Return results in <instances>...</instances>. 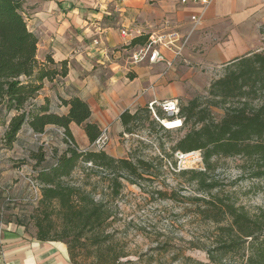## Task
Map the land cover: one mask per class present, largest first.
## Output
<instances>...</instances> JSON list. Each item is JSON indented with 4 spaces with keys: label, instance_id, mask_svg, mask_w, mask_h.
<instances>
[{
    "label": "trees",
    "instance_id": "trees-1",
    "mask_svg": "<svg viewBox=\"0 0 264 264\" xmlns=\"http://www.w3.org/2000/svg\"><path fill=\"white\" fill-rule=\"evenodd\" d=\"M25 5V0H0V141L2 149L11 150L21 143L24 131H31L36 141L29 151L26 148L31 163L25 176L28 196L7 197L3 207L22 206L27 228L35 229L37 240L65 244L73 264H79L84 251L88 252L90 264H140V260L122 262L127 256L117 250L112 235L106 232L110 209L72 183L71 178L81 164H88L91 170L107 175L114 195L118 196L122 180L137 185L152 182L155 172L151 171L161 172L162 160H119L90 148L102 131L91 121L86 102L75 96L61 98V106L69 108L63 115L52 111L48 98L39 99L46 83L67 77L69 66L67 61L55 62L49 55L39 59V40L28 28ZM150 37L141 34L128 47L145 45ZM134 78L129 74V79ZM213 108L224 111L221 120H215ZM180 114L186 132L172 152L200 151L203 158L200 170L181 171L183 176H190L188 183L195 184L203 193L216 189L217 182L210 174L219 157L240 158L242 176L264 180V51L227 63L223 75L210 84L206 96L180 106ZM150 118L149 110L143 108L134 114L125 111L120 120L125 132L132 133ZM73 123L82 128L89 141L85 150L75 142L70 130ZM49 127L59 133L52 132L57 140L47 144L40 139ZM158 194L164 196L166 192ZM197 201L201 203L197 213L218 229L214 245L206 250L208 264H264L263 208L250 213L230 198L219 196Z\"/></svg>",
    "mask_w": 264,
    "mask_h": 264
},
{
    "label": "crops",
    "instance_id": "crops-1",
    "mask_svg": "<svg viewBox=\"0 0 264 264\" xmlns=\"http://www.w3.org/2000/svg\"><path fill=\"white\" fill-rule=\"evenodd\" d=\"M26 1L27 24L39 40L38 54L69 66L67 77L46 83L39 99L48 98L52 111L66 115L69 108L59 100L79 97L90 107L91 121L101 131L108 129L111 142L125 134L120 120L125 111L134 114L154 100H178L179 84L207 82L216 68L264 51V0H214L205 7L193 0ZM123 29L131 32L129 38L122 37ZM141 34H177L188 42L178 57L162 48L174 64L167 72L165 64L130 62L136 46L128 45ZM129 74L135 78L129 79ZM70 130L81 150L90 146L81 127L73 123ZM54 131L59 133L49 127L43 135L49 143L56 139ZM3 151L0 141V166ZM21 178L17 169L0 167V264H73L65 244L37 240L35 229L27 228L22 206L3 207L7 197L28 196Z\"/></svg>",
    "mask_w": 264,
    "mask_h": 264
},
{
    "label": "rangeland",
    "instance_id": "rangeland-1",
    "mask_svg": "<svg viewBox=\"0 0 264 264\" xmlns=\"http://www.w3.org/2000/svg\"><path fill=\"white\" fill-rule=\"evenodd\" d=\"M25 2L28 9V2ZM26 13L28 19L29 10ZM38 57L42 59L41 51ZM223 72L224 67H219L209 73L207 82L179 84L177 99L180 106L194 98L206 96L210 84L220 78ZM212 113L217 121L224 115L220 108H213ZM141 115L146 119L144 113ZM2 131L0 128V132ZM185 132L186 129L167 132L151 117L150 121L135 127L132 133L124 131L125 134H118L113 142L110 140L104 151L115 159L137 162L160 158L163 164L161 172H156L155 169L151 171L155 172L151 177L152 182L137 185L122 180L123 187L118 196L114 195L107 175L91 170L92 166L88 164H81L72 175V183L110 209L111 219L106 232L112 235L117 250L127 256L122 262L140 260V264H208L206 250L214 245L218 229L197 213L201 204L197 201L198 198H230L250 213L264 209V180L242 176V160L238 157L216 158L215 171L210 174L217 182L216 189L203 193L195 184L188 183L190 176H183L181 171L200 170L201 166L187 163L184 168L182 165L179 168L176 159L178 152H172L173 146ZM81 138V135L77 137L80 144ZM42 140L49 143L46 136L40 139ZM35 141L36 137H32L29 131H24L20 135L21 143L11 150L4 149L1 152L0 166L3 171L17 168L22 173L21 179L26 183V170L31 165L27 150L34 146ZM54 144H58V141ZM158 192H166V195H159ZM87 253H81L79 264H90L91 259H87Z\"/></svg>",
    "mask_w": 264,
    "mask_h": 264
},
{
    "label": "built area",
    "instance_id": "built-area-1",
    "mask_svg": "<svg viewBox=\"0 0 264 264\" xmlns=\"http://www.w3.org/2000/svg\"><path fill=\"white\" fill-rule=\"evenodd\" d=\"M214 0H193L195 4L200 6H208ZM183 3L186 0H182ZM196 22L197 19L193 18ZM123 38H129L131 32L123 29L121 31ZM177 34H170L167 36H151L149 41L142 46H136L134 51L130 54V62L133 65L142 64L148 62L151 65L165 64L166 71L172 70L174 68L173 61L168 60L162 52V48H166L173 52V54L178 57L181 55L186 47L188 38L180 43ZM180 45H177V44ZM96 44L98 42L96 41ZM147 109L150 112L152 119L159 124L164 130L171 132H179L184 129V118L180 114V104L178 100H165L157 101L154 100L147 105ZM109 144L108 129L102 131L101 137L92 146L97 151H104ZM176 159L178 161L179 168H184L187 163L201 166L202 165V154L200 151L191 152L188 154H181L178 152L176 154Z\"/></svg>",
    "mask_w": 264,
    "mask_h": 264
}]
</instances>
